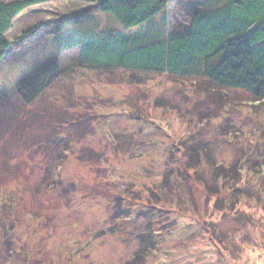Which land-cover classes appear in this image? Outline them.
I'll use <instances>...</instances> for the list:
<instances>
[{"label": "rangeland", "instance_id": "rangeland-1", "mask_svg": "<svg viewBox=\"0 0 264 264\" xmlns=\"http://www.w3.org/2000/svg\"><path fill=\"white\" fill-rule=\"evenodd\" d=\"M88 7L44 0L22 12L7 35L0 194L16 200L0 211L9 236L0 239V264H12L11 251L16 264H123L149 232L158 234V245L146 264H264V171H251L264 154V104L170 77L140 89L113 82L116 75L79 69L74 50L57 57L60 78L35 101L19 99V85L56 56L57 23L80 13L89 25L95 9ZM168 7L169 27L181 30L196 0H171ZM37 24L34 37L14 43ZM136 116L148 123L132 124ZM60 131L66 138L54 143ZM122 131L133 133L132 143L118 139ZM246 160L250 183L243 175L215 181L214 165L241 170Z\"/></svg>", "mask_w": 264, "mask_h": 264}, {"label": "trees", "instance_id": "trees-1", "mask_svg": "<svg viewBox=\"0 0 264 264\" xmlns=\"http://www.w3.org/2000/svg\"><path fill=\"white\" fill-rule=\"evenodd\" d=\"M76 1L95 9L87 15L89 25L82 23L80 13L57 23L53 36L56 56L30 74L16 90L24 104L35 101L44 88L60 78L57 57L73 50L77 52L79 69L97 76L116 75L118 78H110L113 82L120 81L140 89L156 77H170L204 83L222 93L242 92L257 104H264V0H196V9L181 30V25L175 30L169 27L171 0ZM42 2L44 0L0 1V67L12 45L7 37L12 24L26 9ZM101 17L108 19L105 27L98 21ZM41 27L42 24H37L25 29L14 43L34 37ZM117 104L122 109L127 105L126 98L121 105ZM130 122L139 124L140 128L148 123L140 116ZM60 126L64 127L63 123ZM120 134L119 140L129 144L134 140L130 137L133 133L122 131ZM59 135L54 143L66 138L67 132L60 131ZM84 151L85 154L94 153L93 150ZM196 160L197 156L191 155L190 162ZM214 166L216 182L228 176H237L242 181L243 175L245 185L250 183L252 174L247 160L241 170L237 164L229 171L221 165ZM188 168L193 169L194 164ZM256 168L264 171V154L259 165H253L251 171L255 173ZM15 200L13 196L0 194V211L11 208ZM4 221L3 218L1 240V236L9 237ZM157 236L152 232L141 235L139 248L123 264H146L156 256ZM13 255L14 251L9 252L8 261L16 264Z\"/></svg>", "mask_w": 264, "mask_h": 264}]
</instances>
